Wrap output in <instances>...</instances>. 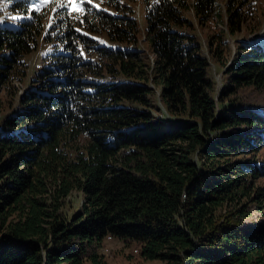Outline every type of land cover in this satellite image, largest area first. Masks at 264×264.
<instances>
[{"label": "trees", "instance_id": "obj_1", "mask_svg": "<svg viewBox=\"0 0 264 264\" xmlns=\"http://www.w3.org/2000/svg\"><path fill=\"white\" fill-rule=\"evenodd\" d=\"M145 1L151 64L136 50L127 4L8 0L0 102L49 14L58 46L33 88L3 102L5 113L0 103V264H106L107 237L135 244L148 262L264 264V103L225 102L264 93V38L238 48L217 104L200 44L179 31L190 8L199 21L214 10L221 21L216 0ZM230 5L234 34L241 24ZM91 49L97 62L84 59ZM105 74L124 80L106 83ZM150 82L176 121L152 115Z\"/></svg>", "mask_w": 264, "mask_h": 264}, {"label": "rangeland", "instance_id": "obj_2", "mask_svg": "<svg viewBox=\"0 0 264 264\" xmlns=\"http://www.w3.org/2000/svg\"><path fill=\"white\" fill-rule=\"evenodd\" d=\"M110 0H87L90 8L107 10L104 6V2ZM121 2L123 5L127 4L134 12V18L138 27V45L136 50H139L143 56L144 61L151 64L153 62V55L149 51L147 44L145 42V0H115ZM191 0H189L190 2ZM217 8L221 11V21L216 16L217 11L214 10L210 13V19L207 21H199L194 15L193 10L190 8L184 13V18L189 22L179 31L185 33L193 38H195L202 48V54L206 57L209 64V73L213 82L212 97L214 101L218 104L223 88L225 86L224 73L233 60L234 56L238 52V48L242 43H249L256 40L264 38V0H216ZM8 0H0V24H2L3 18L8 19L7 8ZM81 6L82 4L77 3L74 7ZM228 4H231V13L237 11L241 29L236 31L234 34L230 33L229 19L230 15L227 11ZM73 5V4H72ZM57 13V12H56ZM54 14L47 15L44 21V30L42 38L39 40L37 49L30 55L26 56L22 62V66L19 68L17 73H15L14 78H11L10 89L5 91L6 99H2V113H5L4 105H11V101L14 97L21 96L25 91L33 88L35 82H33V76L37 72L41 71L43 67L49 66L50 61L45 59V55L49 53L53 48L56 50L58 43L54 40V36L58 34V30L51 29L52 24L56 21ZM89 39L94 40L96 43L102 46H110L101 34L88 35ZM56 45V46H55ZM219 48V49H217ZM93 50L89 51V56H85L84 59H90L93 62H97L98 58L92 56ZM105 62V61H103ZM103 62L102 65H103ZM109 64V63H107ZM89 79L98 80L97 78L88 77ZM101 80L106 83H112L114 80H124L120 75H106L105 77H100ZM149 88L154 90V96L152 97L153 110L152 115L156 118L166 119L170 122L176 121V119L168 116L162 102L160 101V92L158 88L150 82L147 85ZM229 100H237L245 102L244 104H256L264 103V93L255 92L253 89H246L244 91H239L236 96ZM226 104V103H225ZM178 120V119H177ZM179 121H184L179 119ZM261 154L260 157H263ZM72 208L77 209L80 202V197L78 194H73L72 198ZM107 241H105V245ZM137 246L134 244L132 246H126L124 248H119L111 251L109 257H105L106 264H162L159 262H148L144 261L133 254V249ZM89 264V263H86Z\"/></svg>", "mask_w": 264, "mask_h": 264}, {"label": "built area", "instance_id": "obj_3", "mask_svg": "<svg viewBox=\"0 0 264 264\" xmlns=\"http://www.w3.org/2000/svg\"><path fill=\"white\" fill-rule=\"evenodd\" d=\"M105 241H107V244L105 245ZM125 246H124V244L123 243H121L120 241H118V240H115V239H113V238H111V237H107L105 240H104V242H103V245H102V247H101V250H100V252H101V254L104 256V257H109V255H110V253H111V251L112 250H114V248H116V249H121V248H124ZM133 254L134 255H137V253H138V251H137V249H133Z\"/></svg>", "mask_w": 264, "mask_h": 264}, {"label": "snow or ice", "instance_id": "obj_4", "mask_svg": "<svg viewBox=\"0 0 264 264\" xmlns=\"http://www.w3.org/2000/svg\"><path fill=\"white\" fill-rule=\"evenodd\" d=\"M67 2L75 5L77 3V0H67ZM79 3L86 4L87 3V0H79ZM61 6H63V4ZM75 10L76 9L73 8V11H75Z\"/></svg>", "mask_w": 264, "mask_h": 264}]
</instances>
